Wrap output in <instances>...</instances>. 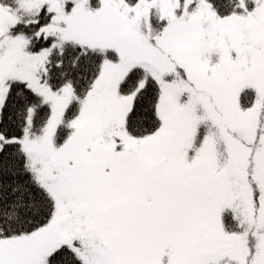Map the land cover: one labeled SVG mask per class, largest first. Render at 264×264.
<instances>
[{
    "label": "snow or ice",
    "instance_id": "6c2138e0",
    "mask_svg": "<svg viewBox=\"0 0 264 264\" xmlns=\"http://www.w3.org/2000/svg\"><path fill=\"white\" fill-rule=\"evenodd\" d=\"M0 264H264V0H0Z\"/></svg>",
    "mask_w": 264,
    "mask_h": 264
}]
</instances>
